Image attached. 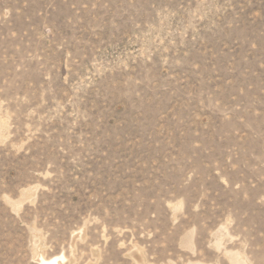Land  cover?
Listing matches in <instances>:
<instances>
[{
    "label": "rangeland",
    "instance_id": "374dc122",
    "mask_svg": "<svg viewBox=\"0 0 264 264\" xmlns=\"http://www.w3.org/2000/svg\"><path fill=\"white\" fill-rule=\"evenodd\" d=\"M264 264V0H0V264Z\"/></svg>",
    "mask_w": 264,
    "mask_h": 264
},
{
    "label": "bare ground",
    "instance_id": "6f19581e",
    "mask_svg": "<svg viewBox=\"0 0 264 264\" xmlns=\"http://www.w3.org/2000/svg\"><path fill=\"white\" fill-rule=\"evenodd\" d=\"M42 264H60L57 260L42 261Z\"/></svg>",
    "mask_w": 264,
    "mask_h": 264
}]
</instances>
